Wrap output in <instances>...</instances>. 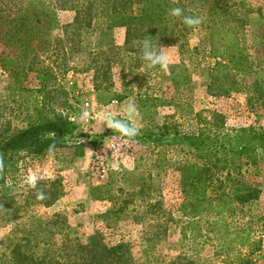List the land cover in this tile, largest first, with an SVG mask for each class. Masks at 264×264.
<instances>
[{
  "label": "rangeland",
  "instance_id": "rangeland-1",
  "mask_svg": "<svg viewBox=\"0 0 264 264\" xmlns=\"http://www.w3.org/2000/svg\"><path fill=\"white\" fill-rule=\"evenodd\" d=\"M21 1L36 7L40 43L48 41L50 48L40 53L21 83L0 70V138L34 120L36 107L69 122L72 132L64 137L67 147L54 155L16 157L17 171L7 174V195L0 197V242L16 225L34 219L49 223L58 216L62 237L86 243L99 232L105 242L122 239L129 244L134 264H163L178 256L197 264H242L237 254L248 256V264H264L258 249L250 253V247H239L234 236L246 234L256 242L252 233L259 224L261 194L241 203L234 191L260 192L264 187V152L258 151L254 164L235 160L232 167L238 166V172L212 169L210 200L201 203L204 211L191 218L180 211L189 191L184 167L201 165L205 159L186 141L177 140V132L195 135L203 124L197 117L208 121L212 113L223 116L225 134L249 129L264 133V66L256 65L263 60L258 50L264 40V0H165L185 15L203 18L201 25L189 29L175 20L168 28L174 42L153 43L170 56L167 70L148 68L140 59L138 32L125 44V30L106 31L102 18L93 17L87 28L83 21H75L73 11L53 9L50 0ZM217 1L227 5L231 16L210 18ZM134 13L139 14V7ZM213 19L218 26L213 48H220V41L230 45L228 27L238 32L243 61L234 72V86L232 79L211 74L216 59L207 35ZM185 76L188 81L183 85ZM95 86H108L124 100L100 105ZM224 88L228 95L222 93ZM128 103L139 110L135 123L141 132L135 139H121L94 119L80 118L83 110L90 116L98 112L123 116ZM109 143L117 149L106 148ZM33 174L39 177L37 184L56 182L58 193L51 205L22 206L30 187L25 176ZM15 208L23 209L11 221L2 216ZM61 236L47 239L58 245Z\"/></svg>",
  "mask_w": 264,
  "mask_h": 264
},
{
  "label": "trees",
  "instance_id": "trees-1",
  "mask_svg": "<svg viewBox=\"0 0 264 264\" xmlns=\"http://www.w3.org/2000/svg\"><path fill=\"white\" fill-rule=\"evenodd\" d=\"M0 70L7 73L16 83L23 82L32 68L39 62L40 53H46L50 48V43L45 41L40 43L41 19L39 12L34 6H24L21 0H0ZM53 9L59 11H73L75 21H83L85 27H90L93 17L102 18L105 22V30L124 29L126 32L125 44L134 32H138L140 40L149 39L152 43H162L171 45L173 36L170 25H174L175 20L184 29L185 26L180 18H173L168 15L169 10L176 6L165 0H50ZM222 2L223 0H218ZM218 1L211 8L210 18L216 16H231L227 5L219 6ZM139 7V14L134 13V7ZM185 14V12H184ZM179 21V22H178ZM212 25L207 35V41L211 46V54L216 59L212 69V77L223 76L226 80H231L234 86L235 71L239 70V65L243 59L240 50L238 32L234 28L228 27L225 35H230V45L226 46L220 41V48L212 46V41L216 38L215 19L211 20ZM174 27V26H173ZM168 30V32H167ZM223 31V29L221 30ZM262 44V45H261ZM258 50L263 55V60H257V66H264V40ZM235 80V81H233ZM188 81L184 78L183 85ZM255 84V83H254ZM256 85V84H255ZM97 93V103L108 105L112 101L117 103L124 100V96L118 92L110 90L108 86H95ZM228 95L229 89L222 90ZM202 125L198 132L190 137L179 135L177 140L186 141L198 157L205 159L201 165L185 166L187 172L186 185L189 187L188 194L180 204V211L183 216L194 218L204 210H200V204L210 200L207 196L211 170H223L233 168L238 172L239 167L233 162L239 158H244L251 163L256 162L258 151L264 152V133H258L251 129L240 130L232 135L225 134L224 118L221 114L212 113L208 121L197 117ZM71 124L58 117L48 116L42 108L34 109V120L28 121L22 129L0 138V160L3 166L0 167V197L5 198L7 192V174L17 171L20 161L16 157L22 153L31 158L45 157L49 154V146L54 145V151L66 148L65 136L71 134ZM201 153V154H200ZM231 172L227 173L229 176ZM55 183L46 185L36 184V188L29 187L28 192L23 197L22 206L30 205H51L57 197V187ZM96 188L94 192H97ZM238 190L237 199L244 203L251 199L256 200L259 191L252 189L249 192L241 193ZM38 192L45 194V199H37ZM109 194V192H107ZM94 197V196H93ZM0 204L2 205L1 201ZM1 209V206H0ZM23 208L11 209L2 214L10 221L15 217L16 212ZM54 217L49 223L39 220H28L25 223L16 225L11 233L0 242V264H134L129 244L122 239L117 242H105L99 232H95L86 243L72 240L62 233V226ZM189 225V224H187ZM52 226L54 228H52ZM62 235L58 245L49 241ZM181 235L184 237L183 229ZM236 242L239 247H250V253L259 247L257 242H250L248 235L240 236L235 232ZM239 263L248 264V256L240 258ZM163 264H197L186 256H178Z\"/></svg>",
  "mask_w": 264,
  "mask_h": 264
},
{
  "label": "clouds",
  "instance_id": "clouds-1",
  "mask_svg": "<svg viewBox=\"0 0 264 264\" xmlns=\"http://www.w3.org/2000/svg\"><path fill=\"white\" fill-rule=\"evenodd\" d=\"M168 15L173 18H180L182 23L189 27L194 28L203 23V18L199 15H185L184 10L180 7H175L169 10ZM140 59L146 63L148 68H159L160 70H167L171 58L168 53L152 43L149 39H144L140 45ZM138 108L135 103H128L123 108V116L113 114L111 112H98L94 116H90L88 110H83L81 113V119L87 122L89 119H94L100 127L105 125L108 129H111L113 133H117L119 138H127L129 140L135 139L140 135L141 128L135 123L138 116ZM111 140L110 138H105ZM111 149L112 152L117 149V145L109 143L105 146ZM49 154L54 155V145L49 146ZM3 166V161L0 160V167ZM39 177L37 175H26L25 180L29 183V186L36 188V184ZM37 199H45L43 192H38Z\"/></svg>",
  "mask_w": 264,
  "mask_h": 264
},
{
  "label": "built area",
  "instance_id": "built-area-1",
  "mask_svg": "<svg viewBox=\"0 0 264 264\" xmlns=\"http://www.w3.org/2000/svg\"><path fill=\"white\" fill-rule=\"evenodd\" d=\"M85 108L89 107V103L85 101ZM259 194H261L260 199V211H259V224L258 227L253 231L252 236L253 239L259 244L258 250L259 254L264 256V187L260 189Z\"/></svg>",
  "mask_w": 264,
  "mask_h": 264
}]
</instances>
